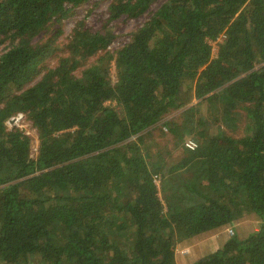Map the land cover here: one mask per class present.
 Returning <instances> with one entry per match:
<instances>
[{
	"label": "trees",
	"instance_id": "16d2710c",
	"mask_svg": "<svg viewBox=\"0 0 264 264\" xmlns=\"http://www.w3.org/2000/svg\"><path fill=\"white\" fill-rule=\"evenodd\" d=\"M89 1L0 0V264H176L178 241L248 216L256 231L189 264H264V0H163L112 54L110 31L78 24L67 56L29 84L59 32L36 38ZM107 1L109 23L153 2ZM192 100L165 127L197 147L146 160L130 139ZM237 110L247 135L207 134ZM18 114L34 157L5 126Z\"/></svg>",
	"mask_w": 264,
	"mask_h": 264
},
{
	"label": "rangeland",
	"instance_id": "374dc122",
	"mask_svg": "<svg viewBox=\"0 0 264 264\" xmlns=\"http://www.w3.org/2000/svg\"><path fill=\"white\" fill-rule=\"evenodd\" d=\"M162 2L163 0H153L148 13L137 19L121 18L111 23L107 22V6L109 4L107 0H92L80 6L74 7L68 18L59 23L55 22L54 24L49 25L50 27L36 38L39 41H44L50 36L52 37L55 32H59L55 38L54 50L39 65L38 74L34 76L29 84L35 83L39 80L46 69L54 68L60 58L67 56L68 44L72 32L78 24H82L83 28L89 30L90 32H97L100 30L110 31L114 38L107 47L106 51L109 52V54H112L128 40L130 32L141 25L149 17L150 13H152ZM221 40L222 37H220L216 42L211 43L212 57H215L217 52V43ZM97 57L98 56L95 58H89L86 62H82L81 66L76 69L74 74L78 75V72L85 64L93 65L94 61L97 60ZM106 68L111 82L115 83L116 74L113 60L108 62ZM257 68H259V65L255 66V69ZM197 102L198 100H192L189 104H187V106L171 111L163 116L154 126L143 131L138 136L132 137L130 141L137 142V137L142 140V143L139 144L140 153L146 160H155L157 155H159V157H163L167 162L175 160L179 154V148L181 145L184 146V143L187 140L195 141L196 137L192 133L186 135L182 140H180L176 136L169 133L166 130L165 125L168 123H179L184 109L195 105ZM236 112V115H234V124L226 125L222 120H218L217 124L214 126H205L207 128V134H212L219 130L222 134L232 138H240L247 135L248 120L246 119L245 113L243 110H237ZM5 126L7 129L16 127L25 132L30 139V155L31 157H34L36 153L37 134L35 129L31 127L28 120L21 117L18 121H7ZM186 176L189 177L188 174H186ZM157 183L158 179L156 184ZM257 226L258 221L253 216H248L225 230L223 229L220 231L210 232L204 236L193 239L180 240L176 243L174 248L175 262L176 264H189L192 261L212 253L221 247L230 237H235L237 239L245 238L249 234L256 231Z\"/></svg>",
	"mask_w": 264,
	"mask_h": 264
},
{
	"label": "built area",
	"instance_id": "2783aa9c",
	"mask_svg": "<svg viewBox=\"0 0 264 264\" xmlns=\"http://www.w3.org/2000/svg\"><path fill=\"white\" fill-rule=\"evenodd\" d=\"M21 117H22V116L18 114L17 116H15V117H13V118H10L8 121H9V122H12V121H18L19 119H21ZM184 147H185V149L192 151V150H194V149L197 147V144H196L195 141L187 140V141L184 143ZM154 182H155V183L157 182V179H156V178H154ZM229 233H231V232H229Z\"/></svg>",
	"mask_w": 264,
	"mask_h": 264
},
{
	"label": "crops",
	"instance_id": "0c3cea01",
	"mask_svg": "<svg viewBox=\"0 0 264 264\" xmlns=\"http://www.w3.org/2000/svg\"><path fill=\"white\" fill-rule=\"evenodd\" d=\"M228 228H229V227H228ZM225 229H227V228H225ZM225 229H224V230H225Z\"/></svg>",
	"mask_w": 264,
	"mask_h": 264
}]
</instances>
